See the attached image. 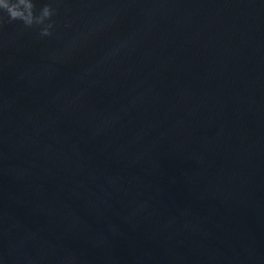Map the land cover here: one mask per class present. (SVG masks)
Returning <instances> with one entry per match:
<instances>
[{
	"label": "water",
	"instance_id": "95a60500",
	"mask_svg": "<svg viewBox=\"0 0 264 264\" xmlns=\"http://www.w3.org/2000/svg\"><path fill=\"white\" fill-rule=\"evenodd\" d=\"M34 2L0 27V264H264V0Z\"/></svg>",
	"mask_w": 264,
	"mask_h": 264
},
{
	"label": "clouds",
	"instance_id": "9594fccd",
	"mask_svg": "<svg viewBox=\"0 0 264 264\" xmlns=\"http://www.w3.org/2000/svg\"><path fill=\"white\" fill-rule=\"evenodd\" d=\"M44 9L51 11V17L55 14V10L51 6H45ZM36 5L34 0H0V27L5 23H12L15 21L21 22L26 29L40 27L38 22V15L35 14ZM52 23H48L47 28H41L40 35L42 37L50 36Z\"/></svg>",
	"mask_w": 264,
	"mask_h": 264
}]
</instances>
